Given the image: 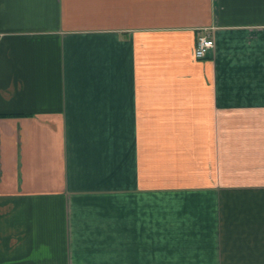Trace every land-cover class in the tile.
<instances>
[{
	"label": "crops",
	"instance_id": "crops-1",
	"mask_svg": "<svg viewBox=\"0 0 264 264\" xmlns=\"http://www.w3.org/2000/svg\"><path fill=\"white\" fill-rule=\"evenodd\" d=\"M0 264H264V0H0Z\"/></svg>",
	"mask_w": 264,
	"mask_h": 264
},
{
	"label": "built area",
	"instance_id": "built-area-1",
	"mask_svg": "<svg viewBox=\"0 0 264 264\" xmlns=\"http://www.w3.org/2000/svg\"><path fill=\"white\" fill-rule=\"evenodd\" d=\"M214 47V40L209 38L207 35H201L197 38L195 48H194V57L196 59L205 58L211 49Z\"/></svg>",
	"mask_w": 264,
	"mask_h": 264
}]
</instances>
